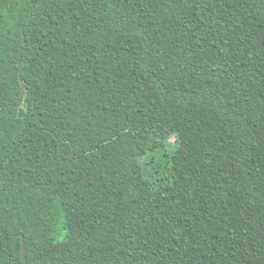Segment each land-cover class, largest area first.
I'll list each match as a JSON object with an SVG mask.
<instances>
[{
    "label": "trees",
    "instance_id": "obj_1",
    "mask_svg": "<svg viewBox=\"0 0 264 264\" xmlns=\"http://www.w3.org/2000/svg\"><path fill=\"white\" fill-rule=\"evenodd\" d=\"M0 264H264V0H0Z\"/></svg>",
    "mask_w": 264,
    "mask_h": 264
},
{
    "label": "rangeland",
    "instance_id": "obj_2",
    "mask_svg": "<svg viewBox=\"0 0 264 264\" xmlns=\"http://www.w3.org/2000/svg\"><path fill=\"white\" fill-rule=\"evenodd\" d=\"M175 140H176L175 137H171L168 141V145H174ZM158 156H159L158 153H156L155 158H158Z\"/></svg>",
    "mask_w": 264,
    "mask_h": 264
},
{
    "label": "water",
    "instance_id": "obj_3",
    "mask_svg": "<svg viewBox=\"0 0 264 264\" xmlns=\"http://www.w3.org/2000/svg\"><path fill=\"white\" fill-rule=\"evenodd\" d=\"M21 65V64H20ZM19 74H20V72H19ZM23 103V90H22V92H21V97H20V103H19V106L21 105ZM19 106H17V107H19ZM22 258L24 259V251L22 250Z\"/></svg>",
    "mask_w": 264,
    "mask_h": 264
}]
</instances>
